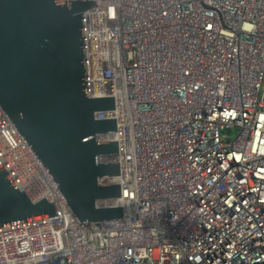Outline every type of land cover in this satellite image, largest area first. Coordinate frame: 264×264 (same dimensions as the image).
<instances>
[{
	"label": "built area",
	"instance_id": "obj_1",
	"mask_svg": "<svg viewBox=\"0 0 264 264\" xmlns=\"http://www.w3.org/2000/svg\"><path fill=\"white\" fill-rule=\"evenodd\" d=\"M93 1L85 90L113 99L118 163L97 183L120 189L96 204L122 219L79 222L0 110V162L54 205L0 227V264H264V0Z\"/></svg>",
	"mask_w": 264,
	"mask_h": 264
},
{
	"label": "water",
	"instance_id": "obj_2",
	"mask_svg": "<svg viewBox=\"0 0 264 264\" xmlns=\"http://www.w3.org/2000/svg\"><path fill=\"white\" fill-rule=\"evenodd\" d=\"M93 0H0V110L51 177L79 222L122 219L120 207L96 204L120 196L119 184L98 177L118 175V163L101 161L117 152L112 97L86 93L80 17ZM54 215L43 195L30 194L0 162V227Z\"/></svg>",
	"mask_w": 264,
	"mask_h": 264
},
{
	"label": "bare ground",
	"instance_id": "obj_3",
	"mask_svg": "<svg viewBox=\"0 0 264 264\" xmlns=\"http://www.w3.org/2000/svg\"><path fill=\"white\" fill-rule=\"evenodd\" d=\"M11 138H12L11 140L13 141L14 147L18 148L19 150H21L23 152L31 170L34 171V173L38 174L41 169H40L39 165L37 164V162L31 157L28 150L25 149L20 138L18 136H16L15 134H13V136ZM17 177L19 178V175H17Z\"/></svg>",
	"mask_w": 264,
	"mask_h": 264
}]
</instances>
